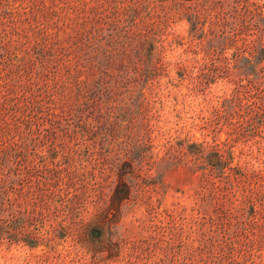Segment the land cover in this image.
Segmentation results:
<instances>
[{
	"label": "rangeland",
	"instance_id": "374dc122",
	"mask_svg": "<svg viewBox=\"0 0 264 264\" xmlns=\"http://www.w3.org/2000/svg\"><path fill=\"white\" fill-rule=\"evenodd\" d=\"M101 1L9 0L3 40L23 48ZM152 6L146 130L21 143L0 101V264H264V82L219 119L232 84L198 77L187 23Z\"/></svg>",
	"mask_w": 264,
	"mask_h": 264
},
{
	"label": "trees",
	"instance_id": "16d2710c",
	"mask_svg": "<svg viewBox=\"0 0 264 264\" xmlns=\"http://www.w3.org/2000/svg\"><path fill=\"white\" fill-rule=\"evenodd\" d=\"M164 1L187 23L198 77L232 84L214 115L231 113L240 89L264 82V0H103L90 18L70 16L54 34L37 25L23 48L3 40L15 7L0 0V101L22 128L21 143L146 130L141 101L155 41L151 3ZM200 52L212 58L199 62ZM198 145L194 152L203 154Z\"/></svg>",
	"mask_w": 264,
	"mask_h": 264
}]
</instances>
